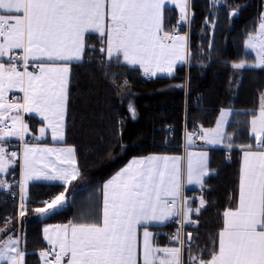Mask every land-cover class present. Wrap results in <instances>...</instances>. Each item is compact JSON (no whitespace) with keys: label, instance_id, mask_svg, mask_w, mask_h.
<instances>
[{"label":"snow or ice","instance_id":"1","mask_svg":"<svg viewBox=\"0 0 264 264\" xmlns=\"http://www.w3.org/2000/svg\"><path fill=\"white\" fill-rule=\"evenodd\" d=\"M226 2L210 0L213 6H226ZM164 4L165 0H0V58H8L7 64L0 60V173L17 160V153H9L4 142L9 137L25 141L29 132L23 114L35 113L41 118L43 127L36 140L46 129H51L53 141L64 139L70 65L82 62L86 48H94L86 42L88 34L98 35L100 51L108 61L139 65L146 76L165 72L171 76L174 66L186 61L190 55L188 36L165 31ZM177 6L181 8L180 20H188L189 0H181ZM238 11L239 6L229 11V17ZM245 47L258 50L256 61L248 65L242 60L232 68H264V12L259 14L255 33L248 34ZM112 83L116 84L115 74ZM127 84L124 80L123 85ZM11 90L23 93L22 102L8 101ZM129 112L135 118L131 104ZM226 120L227 113L221 110L215 128L202 130L200 138L209 145L233 148L232 136L223 128ZM248 134L255 143L238 146L243 162L236 207L222 213L223 226L214 240L217 247L208 259L193 253L192 233L187 241L183 238V226L197 224L190 214H199L206 204L201 197L199 207L193 208L183 195L184 158L149 155L133 158L103 183L99 216L89 213L66 224L45 226L42 232L47 247L37 253L40 264H185V251L187 264H264V93L258 114H252ZM186 141L193 142L192 134L186 132ZM186 159L187 183L203 186V178L210 173L208 154L186 152ZM80 175L74 147L24 142L19 222L23 223L29 211V180L58 181L63 186L62 192L31 209L44 217L64 207L69 186ZM7 187V182L0 180V189ZM173 219L181 227L169 239L178 246H158L148 226ZM11 223V217L5 218L0 227V236L6 237L0 239V260L26 264V250L20 246L23 237L18 231L11 234Z\"/></svg>","mask_w":264,"mask_h":264},{"label":"trees","instance_id":"2","mask_svg":"<svg viewBox=\"0 0 264 264\" xmlns=\"http://www.w3.org/2000/svg\"><path fill=\"white\" fill-rule=\"evenodd\" d=\"M189 5L190 55L171 76L146 79L137 65L108 61L106 53L100 51L98 35L86 36L87 44L94 48H86L82 62L71 64L64 136V143L75 148L81 175L69 186L64 207L44 217L36 216L31 209L62 192L63 186L59 182L28 183L29 211L20 223L26 264H38L37 253L46 246L41 235L43 223H67L89 213L99 216L102 183L130 157L180 152L185 128L211 127L219 110L229 107L232 112L225 132L232 136L235 146L230 150L226 146L209 148L208 166L213 173L199 190L206 204L199 214H191V218L199 219L197 224L184 226V240L189 233L193 235L194 254L208 259L217 247L214 240L223 226L222 213L237 203L238 146L255 143L248 134L249 122L264 93V68L237 70L231 65L242 60L248 65L253 62L254 54L245 48L244 41L258 27L264 0H227L226 6H213L210 0H189ZM238 6L239 11L230 18L229 11ZM178 14L174 8H164L165 30L172 32L179 25V33H186L185 21L181 22ZM124 80L128 81L126 86ZM130 104L135 108V118L129 112ZM25 121L32 131L41 122L28 114ZM17 173V168L10 169L5 175L9 187L0 189V227L5 218L11 217L12 234L19 220L17 198L10 196L11 191L18 192ZM178 227L171 220L150 226L155 244H175L169 237ZM187 257L185 251V264Z\"/></svg>","mask_w":264,"mask_h":264},{"label":"crops","instance_id":"3","mask_svg":"<svg viewBox=\"0 0 264 264\" xmlns=\"http://www.w3.org/2000/svg\"><path fill=\"white\" fill-rule=\"evenodd\" d=\"M169 2H171L170 0L167 1L165 0V4L162 8V19H163V10L165 7H171V8H174L176 9L175 7H173L172 5H169ZM164 26V24H163ZM165 29V28H164ZM165 31H168V30H165ZM168 32H171V31H168ZM187 34V33H185ZM179 35H181V33H179ZM188 36V34H187ZM14 53H17L19 52V50H13ZM122 58V57H121ZM7 57H3V58H0V60L4 61L5 64H7ZM187 60H188V57L186 59V62L185 64L187 63ZM256 61L255 60V56H254V60L253 62ZM252 62V63H253ZM180 64H184L182 62H178L175 66H174V69H176V67ZM139 66V65H137ZM18 67H20V69L22 70V64L21 65H18ZM70 68H71V65H70ZM31 70V69H29ZM142 73H143V70L141 69ZM174 73V72H173ZM143 75L145 76V74L143 73ZM159 75H168L166 72L165 73H157L155 76H159ZM150 76V75H149ZM155 76H150V77H155ZM15 94L17 96V99L15 101H12V102H16V101H20L22 102V96H23V93L19 92L18 90H11L8 92L7 96L9 94ZM10 102V101H9ZM11 103V102H10ZM260 105V104H259ZM221 110H225L226 113H227V120H226V123L223 125V128H224V131L226 129V125H227V122L230 118V115H231V112H232V109L229 108V107H223L219 110L218 114H217V117H216V120H215V123L211 126V127H201V129L203 128L204 130H208V129H212V128H215L216 126V122L217 120L219 119L220 117V112ZM258 111H259V107L258 109L256 110V113L258 114ZM28 113H25L23 114L24 116V120H25V115H27ZM28 115H32L34 117H36L37 119H39L41 122L40 124L36 127V130L35 131H32L30 128H29V132L27 134H25V141H20L18 138L16 137H10L9 139L6 140V142H4V146L6 148V150L11 153V152H16L17 153V160L15 163H13L7 172L5 173H0V180H3V181H6L5 179V175L9 172L10 169L12 168H17L18 169V194H19V197H20V187H19V183H20V180H21V161H22V158H23V148H24V142H28L29 144H36L40 147H53V148H63V147H69L71 145H68V144H65L64 143V139L63 140H57V141H53L52 140V132H51V129H46L45 131V134L41 137V139L39 140H36L35 137L36 136H40V133H39V128L43 127V122L41 120L40 117H38L35 113H32V114H28ZM252 119V117H251ZM250 119V121H251ZM26 122V121H25ZM10 124V123H9ZM249 128H250V122H249ZM186 132L188 134H192V132L189 130V129H184L183 131V141H182V144H181V151L180 152H177V153H148V154H145V155H136V156H132L130 157L120 168H118L116 171H114L108 178H106L104 180L107 181L108 179H110L113 175H115L116 172H118L121 168H123L126 164H128V162L130 160H132L133 158H136V157H146V156H149V155H167V156H179V157H182L184 158L182 160V164H181V167L182 169L184 170V173H185V176H184V184H183V195L184 197L188 198L189 199V203L190 205L193 207V208H196L198 205H199V200H200V194H199V190L201 188V185H197V184H188L187 183V180H186V170H187V159H186V152H193V153H200V152H206L208 154V158H209V148L211 147H217V146H225L224 144H218V145H209V144H206L204 140H202L201 138L199 139H195L193 137V134H192V137H193V142L191 144H187V141H186ZM64 136H65V133H64ZM30 137H32L30 139ZM242 152H241V155H240V167H239V177H240V169H241V166H242ZM55 157H49V159H54ZM39 167V165H38ZM209 167V166H208ZM210 169V168H209ZM213 171L210 170V173L209 174H212ZM208 176V175H207ZM207 176H205L203 178V180H205L207 178ZM32 181H45V182H58V181H48V180H43V179H40V180H29V182H32ZM7 182V181H6ZM103 182V183H104ZM102 183V185H103ZM7 185H9V183L7 182ZM239 185V183H238ZM102 189V187H101ZM195 194V198H193L191 195ZM192 197V198H191ZM196 199V200H195ZM237 200H238V197H237ZM101 204H102V191H101V198H100V207H101ZM17 206L19 207V203H17ZM236 207V206H235ZM233 207V208H235ZM227 209V208H226ZM194 213V212H193ZM192 214V213H191ZM190 214V215H191ZM173 222H176L175 219L171 220ZM177 223V222H176ZM62 224H66V223H43L41 225V235H42V239H43V228L45 226H55V225H62ZM178 224V223H177ZM152 225H160V224H152ZM152 225H149V231L152 232L150 226ZM186 225V224H185ZM178 228H180V224H178ZM19 232V234L22 236V233H21V226H20V222L18 220V226H17V230L16 232ZM153 233V232H152ZM183 233H184V228H183ZM12 234V233H11ZM16 234V233H15ZM15 234H12V235H15ZM0 239H6V237L4 236H0ZM139 239L140 241L142 242V229L140 230V233H139ZM43 241L46 243V241L43 239ZM175 242V241H174ZM21 246V245H20ZM168 246H178L177 243L175 242V244L173 245H168ZM47 247V244L46 246ZM44 247V248H45ZM43 249V248H42ZM0 264H7V261H4V260H0ZM38 264H40V261L38 262Z\"/></svg>","mask_w":264,"mask_h":264},{"label":"built area","instance_id":"4","mask_svg":"<svg viewBox=\"0 0 264 264\" xmlns=\"http://www.w3.org/2000/svg\"><path fill=\"white\" fill-rule=\"evenodd\" d=\"M187 16L190 18V14H189V8L187 9ZM178 18H181V14L179 13L178 14ZM185 24H186V33L188 34V26H189V19L188 20H186L185 21ZM172 32H175V33H178L179 34V25H175L174 27H173V30H172ZM145 78L146 79H149V78H151L149 75L148 76H146L145 75ZM7 99H8V101H10V102H12V101H15L16 99H17V96L15 95V94H13V93H11V94H9L8 96H7ZM9 126H10V124H9ZM195 129V132H193V130ZM190 131L192 132V134H193V137L195 138V139H199L200 138V136L202 135V129H201V126L200 125H195V126H193L191 129H190ZM11 175H15L14 173H12ZM17 177H18V173H17ZM10 196L12 197V198H17V203H20V197H19V194L16 192V191H11L10 192ZM193 198H195L196 196H195V194H193V195H191ZM191 197V198H192ZM45 200H49V199H47V198H45L44 199V201ZM193 220H196L197 222L199 221V219L197 218V217H194V218H192ZM187 225H190V226H193L192 224H187ZM185 226V225H184ZM184 226H183V228H184ZM181 227V226H180ZM176 232V231H175ZM175 232H172L171 234H170V236L173 234V233H175ZM183 238H184V233H183Z\"/></svg>","mask_w":264,"mask_h":264},{"label":"rangeland","instance_id":"5","mask_svg":"<svg viewBox=\"0 0 264 264\" xmlns=\"http://www.w3.org/2000/svg\"><path fill=\"white\" fill-rule=\"evenodd\" d=\"M167 1H169V0H167ZM171 2H169V5H172L173 7H175L176 9V11L178 12V13H180L181 14V8L180 7H178L177 5L179 4V3H181V0H170ZM262 12H264V7H263V9H262ZM181 22H183V21H181ZM189 32V31H188ZM183 35H185V32H181V36H183ZM246 40V39H245ZM244 46H245V41H244ZM246 48V47H245ZM247 50H250L253 54H254V56H255V60L257 59V51L258 50H253V49H251V48H246ZM186 61H183L182 63H185ZM255 62V61H254ZM253 62V63H254ZM238 63V62H237ZM249 64H252V62H250ZM175 70H173V72H174ZM203 127V126H202ZM202 130H204L203 128H202ZM10 138V137H9ZM8 138V139H9ZM32 137H30V139H31ZM165 246H168V245H165ZM165 246H160V247H165ZM168 247H172V246H168Z\"/></svg>","mask_w":264,"mask_h":264},{"label":"water","instance_id":"6","mask_svg":"<svg viewBox=\"0 0 264 264\" xmlns=\"http://www.w3.org/2000/svg\"><path fill=\"white\" fill-rule=\"evenodd\" d=\"M187 240H188V236H187Z\"/></svg>","mask_w":264,"mask_h":264}]
</instances>
